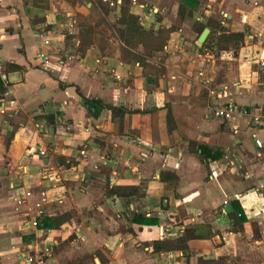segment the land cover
Listing matches in <instances>:
<instances>
[{"label":"crops","instance_id":"1","mask_svg":"<svg viewBox=\"0 0 264 264\" xmlns=\"http://www.w3.org/2000/svg\"><path fill=\"white\" fill-rule=\"evenodd\" d=\"M100 1L117 6L102 23L86 21ZM124 1L0 0V63L19 75L8 86L17 106L3 113L0 103V264H28L47 247L45 264L84 256L88 264H264V0H200L184 19L182 0H131L145 29L176 28L152 62L165 57L160 75L116 33ZM210 18L224 30L202 51ZM234 33L244 40L229 39ZM84 98L151 112L127 115L120 130L107 109L89 113ZM215 102L248 114L217 119ZM108 184L141 186L143 196L109 198ZM66 213L59 229L34 226ZM136 215L158 225L132 223ZM188 228L200 237L187 241ZM162 229L169 252L154 249Z\"/></svg>","mask_w":264,"mask_h":264},{"label":"trees","instance_id":"2","mask_svg":"<svg viewBox=\"0 0 264 264\" xmlns=\"http://www.w3.org/2000/svg\"><path fill=\"white\" fill-rule=\"evenodd\" d=\"M200 0H182L180 5V16L182 19L185 18L187 12L192 15L193 11L198 9L200 5ZM130 3L131 0H125L122 3V10H121V19L120 24L124 25V29H116L120 39L124 43L127 48L132 50L137 49L138 47H142L144 52L143 55H135L134 59L140 63V66L144 69L146 68H153L148 62L149 59L153 58L155 53H161L165 50L166 46L168 45L171 34L175 31V27H172L170 30H165L164 28H160L158 31L154 30H147L145 29L141 23L140 18L135 14H132L130 11ZM92 14L97 13L100 9L106 10V5L103 4L101 1L95 4ZM207 27L212 30L211 35L209 36L207 42L203 45L202 51L206 49L213 50L211 46V42L215 34L218 31H223L224 27L220 23L216 22L214 19H208ZM229 39H234L238 41L244 40V35L241 33H234L229 36ZM159 71V69H158ZM160 71H165V69H161ZM159 71V72H160ZM152 77H148L149 83H158L156 79H151ZM5 87L3 81L0 76V96L4 93ZM84 103L88 107L89 113L93 114L94 116H98L103 110L107 109L113 119L118 120L120 130L123 129L124 120L127 115L131 114H140V113H149V110H128L125 107H117V106H110L104 104L100 100H90L84 98ZM47 119L53 123L55 119L53 116H47ZM202 152H204V148H202ZM169 178H173V176L168 175L165 176L162 174V180H167ZM106 195L107 197H117V198H130V197H142L143 196V189L141 186H110L108 184L106 186ZM37 226L41 229H44L45 232L53 229H59L63 224L67 223L71 219V215L66 213L59 217L49 218L46 216H41L38 218ZM243 222L244 219H240L238 215L235 217V231L242 232L243 231ZM132 223L136 224H148V225H158V221L156 219H146L142 215H136ZM255 231V237L259 238V233L256 231V225L253 226ZM187 241L200 237V235H196L194 230L186 229L185 231ZM154 249L156 252L159 251H168L171 250V244L169 241L166 242H156L154 244ZM226 263V260L223 258L217 260H205L199 259V264H223ZM68 264H78V263H68Z\"/></svg>","mask_w":264,"mask_h":264},{"label":"built area","instance_id":"3","mask_svg":"<svg viewBox=\"0 0 264 264\" xmlns=\"http://www.w3.org/2000/svg\"><path fill=\"white\" fill-rule=\"evenodd\" d=\"M132 1L134 3H137V0H132ZM110 6L116 7L117 2H110ZM36 39L44 43L45 46H51V40L47 36H45L43 33L37 34ZM3 40H4V30L0 28V53L2 52V49H3ZM210 54L211 53L208 52V55ZM46 63H49L47 59H46ZM261 64L264 66L263 61ZM0 76L5 85V91L0 96V103L5 106V109L3 110V113H5V110L7 109L8 106L10 107L17 106V100L8 88L9 77L5 71V67L1 63H0ZM198 82L201 86L206 87L207 89H209L212 85V82L205 77L204 72H200L198 74ZM210 111L214 117H216L217 119L224 120V121H231L237 115H247L248 114V111L246 109H240L237 105L233 103L215 102L210 106ZM253 139L255 140L257 146L262 147V142L257 138V135L254 134ZM31 151L32 153L37 152L36 148L34 147L31 148ZM81 153L82 155L85 154L84 151H82ZM39 155H41L42 157H45L47 154H46V151L43 150V151H39ZM37 207L40 209L41 205H38ZM34 226H37V223H34ZM160 237L162 240H164L163 242L168 241L167 240L168 235L165 234V231L163 229L160 232ZM163 252H169V250L163 251ZM50 254H51V249L47 247L43 251L38 253L36 256L25 257L24 255V257L28 264H45L46 257H48Z\"/></svg>","mask_w":264,"mask_h":264},{"label":"rangeland","instance_id":"4","mask_svg":"<svg viewBox=\"0 0 264 264\" xmlns=\"http://www.w3.org/2000/svg\"><path fill=\"white\" fill-rule=\"evenodd\" d=\"M108 8H111L110 3L106 5V10L100 9L97 13H95V14L93 13L90 16H88L87 19H86V21H101V23H102V21H106L107 20L106 18H108V15H109ZM116 33H117V31H116ZM90 34L91 33H89L88 35H90ZM140 48L143 49L142 47H138L137 49L132 50L130 48L125 47L126 51H128V52L129 51H136V52H138ZM156 54H158V53H155L153 55V58L149 59L148 62L150 63L151 66H153V70L152 71L155 72L156 75H160V74H162V73L165 72V71H160L161 69H165L164 66H163V64L165 62V57L164 58H161V59H157V63L156 64H152V62L154 60H156ZM147 69H150V68H146V70ZM158 69H159L160 72L158 71ZM89 261H90V258L87 257V256H84L81 259H78L76 261H72V263L74 262V263H78V264H88Z\"/></svg>","mask_w":264,"mask_h":264},{"label":"water","instance_id":"5","mask_svg":"<svg viewBox=\"0 0 264 264\" xmlns=\"http://www.w3.org/2000/svg\"><path fill=\"white\" fill-rule=\"evenodd\" d=\"M210 29H205L204 30V32L202 33V35L200 36V39H199V43L201 44V45H204L206 42H207V40H208V37H209V35H210ZM19 75L18 74H12V75H10V77H9V80H10V82L12 83L13 81H15L16 80V78L18 77Z\"/></svg>","mask_w":264,"mask_h":264}]
</instances>
